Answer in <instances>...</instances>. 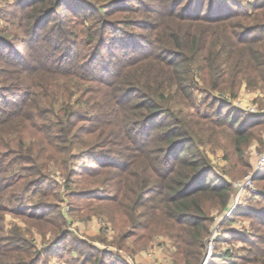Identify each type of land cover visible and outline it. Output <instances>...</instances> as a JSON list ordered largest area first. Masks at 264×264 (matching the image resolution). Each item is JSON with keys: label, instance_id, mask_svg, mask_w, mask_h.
<instances>
[{"label": "trees", "instance_id": "obj_1", "mask_svg": "<svg viewBox=\"0 0 264 264\" xmlns=\"http://www.w3.org/2000/svg\"><path fill=\"white\" fill-rule=\"evenodd\" d=\"M236 1L17 0L22 36L0 29V128L14 122L30 174L41 179L50 162L63 171L69 157L88 151L87 161L100 168L95 175L115 168L123 180L99 198L123 209L133 229L161 226L175 242L178 264L200 262L209 212L225 208L232 192L220 176H208L211 165L200 154L170 155L193 142L188 117L198 116L175 109L171 87L191 107L197 85L216 92V102L236 98L242 84L264 91V1L249 9ZM263 114L234 124L229 112L221 123L240 143L249 139L245 126ZM262 169L254 181L264 178ZM98 179L105 184L108 176ZM254 211L237 213L253 216L254 231H231L248 241L252 256L228 264L264 259V209Z\"/></svg>", "mask_w": 264, "mask_h": 264}, {"label": "rangeland", "instance_id": "obj_2", "mask_svg": "<svg viewBox=\"0 0 264 264\" xmlns=\"http://www.w3.org/2000/svg\"><path fill=\"white\" fill-rule=\"evenodd\" d=\"M264 0H237L244 7L249 3ZM17 0H0V29L19 35L21 28L14 19L19 17ZM183 5H179L181 9ZM205 6H203V10ZM249 9V8H248ZM59 12V11H58ZM58 12L50 15L56 17ZM17 21V20H16ZM14 22V23H13ZM22 27V24H21ZM4 35V33H1ZM22 34H20V37ZM11 43H17L11 39ZM10 43V42H9ZM143 45V44H142ZM144 50L149 47L143 45ZM158 55L169 58V52L157 50ZM151 52L149 61L151 60ZM104 60L108 58L105 56ZM153 57V56H152ZM154 85L153 82H149ZM189 89V86L187 87ZM171 87L175 109L193 114L191 125L196 135L192 143L179 146L170 155L192 156L208 160L212 172L209 177L218 175L231 186V196L225 208H211L209 233L202 241V264L211 241V255L205 264L238 263L247 253L248 241L239 239L240 233L254 231L257 225L253 216L245 213L254 209H264V178L253 179L254 190L245 189L239 195L231 215L217 222L216 217L222 215L236 197V181L243 179L254 171L257 155L264 149V116L249 122L245 127L249 134L248 141L238 143L235 132H229L221 119L223 114L232 112L234 124L238 118L264 113V91L260 88L250 90L244 84L236 98L223 97L216 102L213 95L206 94L200 85L191 88L189 97L193 107L181 104L179 94H174ZM3 93H6L3 91ZM140 92H134L139 95ZM250 108H253L251 111ZM264 115V114H263ZM0 133V264H178L180 258L175 255L176 245L173 238L163 228L129 227L123 209L113 207V202L101 200L99 195H112L118 185L123 183L117 179V170L108 168L102 174H94L98 169L88 159V151L69 157L68 167L60 170L53 162L45 176L36 180L31 175L26 151L18 150L15 144L14 122H3ZM240 124L238 123L237 127ZM171 126V125H170ZM159 140L149 146L156 148ZM181 147L190 152L180 151ZM186 147V148H185ZM77 153L78 150H72ZM26 152V153H25ZM86 152L87 154H84ZM138 157L136 158V160ZM264 167V166H263ZM263 170V169H262ZM262 170L257 174L259 175ZM107 175L105 184L98 177ZM118 180V184H117ZM235 218H231V217ZM232 219V220H231ZM254 224V225H253ZM259 234L264 236V223ZM161 225V222H160ZM198 245L190 246L198 249ZM255 251V250H253ZM178 261V262H177ZM193 264V263H192ZM244 264H247L246 262ZM249 264H264L263 261Z\"/></svg>", "mask_w": 264, "mask_h": 264}, {"label": "built area", "instance_id": "obj_3", "mask_svg": "<svg viewBox=\"0 0 264 264\" xmlns=\"http://www.w3.org/2000/svg\"><path fill=\"white\" fill-rule=\"evenodd\" d=\"M250 110L252 111L253 108H250ZM264 166V149L257 155V161H256V165L254 167V171L248 173L246 176L243 177V179L236 181L234 183V186L237 187V194L236 197L234 198V200L229 204L228 208H226L225 212L220 215L219 217H216L215 220H217V222H219V220H221L222 218H225L226 216L231 215V213L233 212L236 203L239 202V195L242 194V191H244L245 189H250V190H254V188L252 187L253 184V179L256 176V174L263 168ZM213 240V237L209 240L208 242V250L204 256V261L202 262V264H205L206 260L208 259V257L211 255V241Z\"/></svg>", "mask_w": 264, "mask_h": 264}]
</instances>
